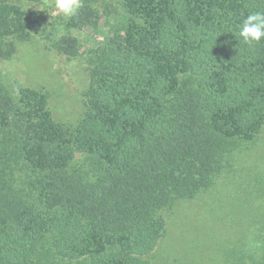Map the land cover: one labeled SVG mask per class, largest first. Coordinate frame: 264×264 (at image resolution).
I'll list each match as a JSON object with an SVG mask.
<instances>
[{
    "label": "trees",
    "instance_id": "1",
    "mask_svg": "<svg viewBox=\"0 0 264 264\" xmlns=\"http://www.w3.org/2000/svg\"><path fill=\"white\" fill-rule=\"evenodd\" d=\"M24 1L0 0V63L37 38L88 86L66 125L0 79V264H153L166 214L264 131V39L238 34L264 0H83L70 19Z\"/></svg>",
    "mask_w": 264,
    "mask_h": 264
},
{
    "label": "rangeland",
    "instance_id": "2",
    "mask_svg": "<svg viewBox=\"0 0 264 264\" xmlns=\"http://www.w3.org/2000/svg\"><path fill=\"white\" fill-rule=\"evenodd\" d=\"M26 12L47 7V0L18 3ZM104 22L103 17L100 23ZM91 45L100 35L75 32ZM0 79L10 90L28 88L48 94L57 123L75 124L83 115L80 93L88 86L85 68L55 58L32 39L17 46L10 61L0 63ZM264 247V131L226 166L215 185L166 214V230L151 256L153 264H236Z\"/></svg>",
    "mask_w": 264,
    "mask_h": 264
},
{
    "label": "clouds",
    "instance_id": "3",
    "mask_svg": "<svg viewBox=\"0 0 264 264\" xmlns=\"http://www.w3.org/2000/svg\"><path fill=\"white\" fill-rule=\"evenodd\" d=\"M82 2L83 0H47V7L51 17L70 19L79 13ZM238 34L242 42L249 46L264 39V12L249 14L240 25Z\"/></svg>",
    "mask_w": 264,
    "mask_h": 264
}]
</instances>
